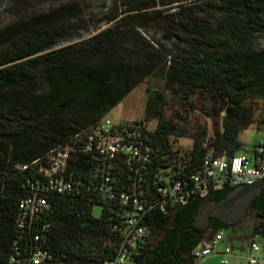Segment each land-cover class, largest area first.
Returning a JSON list of instances; mask_svg holds the SVG:
<instances>
[{
	"label": "trees",
	"instance_id": "obj_1",
	"mask_svg": "<svg viewBox=\"0 0 264 264\" xmlns=\"http://www.w3.org/2000/svg\"><path fill=\"white\" fill-rule=\"evenodd\" d=\"M132 1L139 5L138 11L150 9L154 4ZM180 2L183 0H159L161 5ZM222 5L229 16L225 22L227 34L222 38H208L202 34L208 28L194 29L190 28L193 24L183 23L185 32L204 38L206 50L187 60L171 76L186 91L198 89L223 103L222 128L213 134L211 146L215 154L231 156L239 152V132L250 124L258 121L257 129L264 133V115L256 120L251 102L256 98L264 99V49L254 50L252 45L253 40L264 33V0H222ZM181 32L176 30L172 35L182 38ZM114 33L115 30L109 28L80 44L47 50L53 43L52 34L35 28L28 33H18L8 47L0 49L2 264L19 235L14 226L18 203L30 190L28 181L35 175L32 167H21L29 166L51 147L93 127L153 67L147 56L120 53ZM37 78L45 89L35 94L27 85ZM262 110L264 112V102ZM175 131L173 122L161 118L149 132L150 142L158 150L153 170L170 165L177 157L168 142V136ZM206 133L205 127L193 130L190 134L192 148L184 160L174 161L173 169L181 165L193 170L198 166L207 150L202 145ZM84 168L83 165L75 166L73 177L81 172L85 174ZM229 190H222L211 198L220 199ZM203 201L190 199L166 217L154 213L148 215L144 223L151 228L154 238L136 249L133 264L191 263L190 252L204 231L187 228ZM95 207L100 209L98 215L93 213ZM249 211L258 220L252 228L261 227L264 233V196L255 197ZM124 215L125 208L117 200H103L92 190L84 196L52 195L49 209L41 216L49 223V228L41 231L40 226L35 225L30 235L40 233L39 244L64 264H95L115 254L120 241L117 227L122 224ZM43 221L39 220V223ZM236 224H226L211 217L209 228L228 229ZM179 231L180 240L176 245ZM196 231L200 234L194 238Z\"/></svg>",
	"mask_w": 264,
	"mask_h": 264
},
{
	"label": "built area",
	"instance_id": "obj_2",
	"mask_svg": "<svg viewBox=\"0 0 264 264\" xmlns=\"http://www.w3.org/2000/svg\"><path fill=\"white\" fill-rule=\"evenodd\" d=\"M150 131L144 123L99 121L67 142L51 147L29 166L23 165L22 169L32 167L35 175L28 181L30 190L18 203L14 226L19 235L3 264H64L39 244L40 233L30 235L35 225L41 231L49 228L41 216L49 209L52 195L84 196L92 190L103 200H117L125 208L124 220L117 227L118 247L113 256L95 264H133L136 249L154 238L144 223L148 215L166 217L190 199H209L222 190L264 180V133L251 152L227 156L214 153L210 144L213 134L207 132L202 142L207 150L195 169L181 165L173 169L174 161L181 160L176 157L170 165L153 170L158 150L150 142ZM77 165L86 167L85 174L73 177ZM231 230H205L190 252L192 261L218 257L221 264H228L236 257L235 249L239 255L245 251L246 242L247 264H264L262 228L241 234L239 248L234 247Z\"/></svg>",
	"mask_w": 264,
	"mask_h": 264
},
{
	"label": "rangeland",
	"instance_id": "obj_3",
	"mask_svg": "<svg viewBox=\"0 0 264 264\" xmlns=\"http://www.w3.org/2000/svg\"><path fill=\"white\" fill-rule=\"evenodd\" d=\"M144 1L154 3L153 7L138 11L139 5L132 0H0V49L8 47L18 33H28L35 28L52 34L53 43L47 50L80 44L98 32L114 29V40L120 53L147 56L153 67L99 121L125 125L144 122L149 130L154 129L158 119L171 121L176 125V131L168 136V142L171 151L184 160L193 145L190 137L193 130L205 127L206 132L215 134L222 128L225 108L217 97L198 89L186 91L171 76L187 60L206 50L204 38L185 32L183 23L193 24L190 28L194 29L208 28L202 34L217 39L227 34L225 22L229 16L223 9L222 0H183L171 5H161L159 0ZM176 30L182 31V38L172 35ZM252 45L254 50L264 49V33L256 37ZM28 84L35 94L44 92L40 78ZM251 102L254 117L259 120L264 115V99L256 98ZM257 127L258 121L239 132V151L249 153L254 149L263 137L262 130ZM99 212L98 207L93 209L94 215ZM257 221L254 213L249 211L235 228L242 231L241 234H248ZM244 248L241 255L235 249L236 258H230L228 264H247L244 259L249 255L246 242ZM193 264L221 263L218 257H211Z\"/></svg>",
	"mask_w": 264,
	"mask_h": 264
},
{
	"label": "water",
	"instance_id": "obj_4",
	"mask_svg": "<svg viewBox=\"0 0 264 264\" xmlns=\"http://www.w3.org/2000/svg\"><path fill=\"white\" fill-rule=\"evenodd\" d=\"M264 196V180L255 179L249 185H238L230 189L227 194L220 198H209L204 200L197 208L191 226L205 231L209 228L210 218L216 217L226 224H236L246 218L251 201L255 197ZM200 234L195 232L194 238ZM180 231L176 245L179 244Z\"/></svg>",
	"mask_w": 264,
	"mask_h": 264
},
{
	"label": "crops",
	"instance_id": "obj_5",
	"mask_svg": "<svg viewBox=\"0 0 264 264\" xmlns=\"http://www.w3.org/2000/svg\"><path fill=\"white\" fill-rule=\"evenodd\" d=\"M235 228V226L234 227H232V229H233V231H232V233H233V237L235 238L234 240H233V243H235L234 245H236V247L235 248H239V243H238V238H240L241 237V232L242 231H238V230H236V228ZM232 258H236V257H232ZM194 262L192 261L191 263H189V264H193Z\"/></svg>",
	"mask_w": 264,
	"mask_h": 264
},
{
	"label": "flooded vegetation",
	"instance_id": "obj_6",
	"mask_svg": "<svg viewBox=\"0 0 264 264\" xmlns=\"http://www.w3.org/2000/svg\"><path fill=\"white\" fill-rule=\"evenodd\" d=\"M209 225H210V223H209ZM211 229V228H210ZM213 230V229H212Z\"/></svg>",
	"mask_w": 264,
	"mask_h": 264
}]
</instances>
